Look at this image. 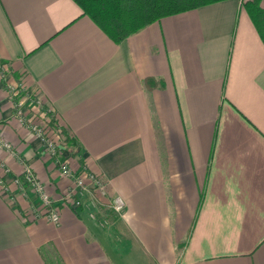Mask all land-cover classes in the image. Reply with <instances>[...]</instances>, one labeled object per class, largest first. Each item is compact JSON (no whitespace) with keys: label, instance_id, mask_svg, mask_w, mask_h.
I'll return each mask as SVG.
<instances>
[{"label":"crops","instance_id":"crops-1","mask_svg":"<svg viewBox=\"0 0 264 264\" xmlns=\"http://www.w3.org/2000/svg\"><path fill=\"white\" fill-rule=\"evenodd\" d=\"M35 101L105 185L96 220L60 205L56 225L15 184L73 183L17 117ZM0 139V264H264V43L239 0L121 43L73 0H0Z\"/></svg>","mask_w":264,"mask_h":264},{"label":"built area","instance_id":"built-area-1","mask_svg":"<svg viewBox=\"0 0 264 264\" xmlns=\"http://www.w3.org/2000/svg\"><path fill=\"white\" fill-rule=\"evenodd\" d=\"M242 2V0H240ZM17 88L14 89L15 95ZM17 117L21 124H27V128L41 141L45 151L51 156L55 157L56 164L60 168L62 176L71 179L73 181L72 186L65 190L59 199H55L47 190V187L42 181L36 176L33 168L30 165H26L23 169L22 178L14 179L17 187L22 191H32L34 196L36 195L37 203L35 205V211L38 216H46L52 223L58 225L61 222L60 216V205L72 206L75 208H86L89 210V215L93 220L97 219L96 211L93 208H97L101 204L100 195L106 194L105 185L92 173L86 171L75 172L68 161L60 159L57 150V143L51 138H55L51 131L47 128L49 125L47 122L44 125L43 122L34 117L27 116L24 111V106L18 104L17 106ZM43 105L38 102L36 111H42ZM50 113V111H48ZM47 113V112H45ZM40 122V123H39ZM44 125L45 128L42 126ZM50 132V134L48 133ZM47 135V136H46ZM0 146L6 150L13 152L12 146L3 139H0ZM0 184H3V180H0ZM88 196L89 202H85L84 198ZM99 195V196H98ZM109 207L118 215H123L126 210V203L120 196L113 197L109 201Z\"/></svg>","mask_w":264,"mask_h":264},{"label":"trees","instance_id":"trees-1","mask_svg":"<svg viewBox=\"0 0 264 264\" xmlns=\"http://www.w3.org/2000/svg\"><path fill=\"white\" fill-rule=\"evenodd\" d=\"M112 40L121 43L147 26L170 17L227 0H73ZM240 1V0H239ZM264 43V0L244 7Z\"/></svg>","mask_w":264,"mask_h":264},{"label":"rangeland","instance_id":"rangeland-1","mask_svg":"<svg viewBox=\"0 0 264 264\" xmlns=\"http://www.w3.org/2000/svg\"><path fill=\"white\" fill-rule=\"evenodd\" d=\"M247 0H242V2H240V5H241V7L246 11V9L244 8L245 7V2H246ZM247 12V11H246ZM248 14V13H247ZM17 88V86H14V87H11L10 88V90H9V92H10V95H11V100H13V99H15L16 97H14L15 96V93L13 92L14 91V89H16ZM16 92H18V90H16ZM18 94H20V95H22V93L21 92H18ZM18 97V96H17ZM20 98V100H21V97H19ZM14 101V100H13ZM19 101V100H18ZM16 101H14L13 103H15ZM38 102L39 101H35V108H37V106H38ZM18 104H22L23 105V103H18ZM17 104V105H18ZM17 105H15V107L17 106ZM15 110H17V107L15 108ZM49 110H42V111H39V110H37V111H33V112H31V114H30V116L32 115L33 117H34V119H38L39 121H41V122H43L44 120H46V121H44L45 123H44V125H46L47 126V124L49 125V127H47L52 133V135H50V136H54L55 135V138H51L52 140H55V142L57 143V150H58V155H59V157H60V159H62L63 161L65 160V161H68V159H70V158H72V157H70L69 156V153H70V150H69V148H72V149H75V147L77 146L74 142H73V140L67 135V132H66V130L62 127V126H59V124L55 121V119H54V116L53 115H51V112L49 113L48 112ZM26 112V111H25ZM45 112H47V113H45ZM47 120L48 121H50V123L49 122H47ZM46 122H47V124H46ZM40 123V122H39ZM22 125H24V126H26L27 127V124H22ZM44 125H42L44 128H45V126ZM30 130V129H29ZM31 131V130H30ZM48 133L50 134V132L48 131ZM47 136V135H46ZM12 146V145H11ZM76 152H78V149L75 151V153L73 152V154L72 155H76ZM51 157V156H50ZM52 159H54V160H56L55 159V157H51ZM69 163H71L70 161H68ZM70 166H71V164H70ZM71 168H72V166H71ZM73 169V168H72ZM74 170V169H73ZM75 171V170H74ZM75 172H77V171H75ZM35 173V172H34ZM78 173V172H77ZM35 198H36V195H35Z\"/></svg>","mask_w":264,"mask_h":264}]
</instances>
